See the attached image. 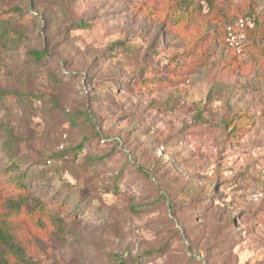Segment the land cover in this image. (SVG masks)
Masks as SVG:
<instances>
[{"label": "rangeland", "instance_id": "374dc122", "mask_svg": "<svg viewBox=\"0 0 264 264\" xmlns=\"http://www.w3.org/2000/svg\"><path fill=\"white\" fill-rule=\"evenodd\" d=\"M141 1L0 0V15L24 12L13 43L0 47V89L18 91L22 106L0 105V179L17 163L33 173L30 202L62 204L66 220L27 260L264 264V39L237 53L203 26L213 38L199 50L206 64L168 83L177 78L172 67L196 60H176L192 37L165 28L152 9L147 16L151 3ZM215 1L243 4V12L256 1L264 17V0ZM46 17H58L59 39L44 35ZM203 23L194 20L192 30ZM44 47L53 57L35 64L30 52ZM231 119L249 131L230 138ZM95 130L101 137L85 143Z\"/></svg>", "mask_w": 264, "mask_h": 264}, {"label": "trees", "instance_id": "16d2710c", "mask_svg": "<svg viewBox=\"0 0 264 264\" xmlns=\"http://www.w3.org/2000/svg\"><path fill=\"white\" fill-rule=\"evenodd\" d=\"M31 1L33 3V0ZM190 1L191 0H170L166 3L162 0L141 1L142 5L146 2L151 3V6L149 5L147 8L148 10H145L147 16L152 17V9L154 12L153 14L164 21L165 28H173L175 33L181 38L187 39L188 37H192L187 49H185L176 60H182L185 62L192 56H196V60L194 59L190 63H186L184 66L172 67V72H174L173 74L177 78L172 76L169 80H166V82L172 84H175V81L178 82L177 80L184 75L191 74L193 71L199 69L201 65L206 64V61L202 62L199 58V50L204 47V41V43H206L213 38L209 35H207V37L202 36L201 32L203 26L205 29L207 27V30L208 28L212 30L211 32L216 35L214 38L224 44L227 49L229 48L225 42V25L239 19L249 21V24L246 27L247 46L245 47V51L247 53H250L252 48L258 46L261 39H264V17L257 15L254 8V6L257 5L256 1H254L255 5L251 4L252 7L248 5L247 8L244 9L245 12H243V8L241 7L243 4L232 7L231 3H228L226 6H224V3L221 6H217L215 0H199L200 2H204L206 6L210 8L211 11H209L208 15L202 14V9L204 8L203 5L195 6V4H192ZM23 16L24 12L17 7L8 9L5 15H0V47L13 43L14 39L12 36L14 30H12V25L16 22L22 23L21 20L23 19ZM46 18V28L43 30L44 35L49 40L59 39V32L56 27L58 26V17H56V22L52 17ZM194 20H203L206 21L207 24H201L195 32L192 30L194 27ZM210 23H219L221 26L217 31V29L210 28ZM57 42L58 43L54 44L55 48L60 44L59 41ZM46 48L44 47L40 50H33L30 52L35 64H43L47 57H53V52L50 53L47 50L48 48ZM227 66L229 69L233 67L228 64ZM177 70L178 72L176 73ZM147 75L148 73L145 77H147ZM152 80L153 79H147L146 81H143V85L151 88L152 86L149 82ZM167 86L168 85L163 86V88ZM17 92L18 91L16 90L13 91L12 87L0 89V105L8 106L10 104H19V99L16 98L18 94ZM24 98L28 100V98L35 97L31 93H26L24 94ZM95 99H98L96 94H94L93 100ZM19 106L22 107L20 104ZM68 115L72 117V114L69 113ZM81 115L85 116L89 122H93L89 113ZM240 118L247 119L246 116H241ZM225 124L226 127H232L230 138L234 140L238 139V136H242L243 133L249 131L244 125H238L234 119L225 122ZM93 125L95 126L96 124L93 122ZM97 137L101 136L99 132L95 130L93 134L86 137L85 143H92ZM116 143L119 142L116 141ZM60 148L61 151L65 149L62 145ZM72 150L77 153L82 152L83 145L75 146ZM108 155H110V153L107 155H98L96 158H90V160L91 162L96 161L98 163L105 162L107 161ZM12 157H15V155ZM62 157L63 155H52L50 158L59 159ZM48 162L49 164H52L51 159H49ZM17 166V163H13L11 166L12 170H10L11 172L4 173L3 176L5 179H0V264H29L27 260L28 253H33L34 251L39 252V250L43 248L41 240L48 235V229L52 228L54 232H60L66 221L64 218L59 217V211L62 210V204H57L55 210H50L47 203H42L39 200H33V202H30L32 199L31 185L33 173L30 175L26 172L20 173V169ZM206 202L208 203V200ZM164 249L165 247L147 250L143 254V257L148 259L157 251L162 252ZM117 258L118 264H140L141 260H131L127 262L120 256H117Z\"/></svg>", "mask_w": 264, "mask_h": 264}, {"label": "built area", "instance_id": "2783aa9c", "mask_svg": "<svg viewBox=\"0 0 264 264\" xmlns=\"http://www.w3.org/2000/svg\"><path fill=\"white\" fill-rule=\"evenodd\" d=\"M249 21L239 19L225 25V42L229 49L241 53L247 41L246 27Z\"/></svg>", "mask_w": 264, "mask_h": 264}]
</instances>
